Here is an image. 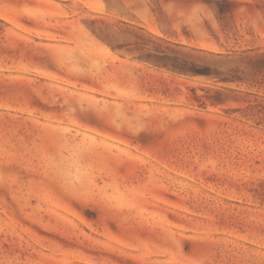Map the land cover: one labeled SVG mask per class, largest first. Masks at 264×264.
<instances>
[{"label": "rangeland", "instance_id": "obj_1", "mask_svg": "<svg viewBox=\"0 0 264 264\" xmlns=\"http://www.w3.org/2000/svg\"><path fill=\"white\" fill-rule=\"evenodd\" d=\"M0 264H264V0H0Z\"/></svg>", "mask_w": 264, "mask_h": 264}]
</instances>
